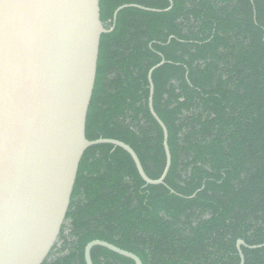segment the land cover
Instances as JSON below:
<instances>
[{
  "label": "trees",
  "instance_id": "trees-1",
  "mask_svg": "<svg viewBox=\"0 0 264 264\" xmlns=\"http://www.w3.org/2000/svg\"><path fill=\"white\" fill-rule=\"evenodd\" d=\"M101 0L87 138L61 235L43 264H87L95 240L143 264H264V0ZM124 5L115 19V12ZM156 9L151 11L144 8ZM259 245H263L259 247ZM250 246H258L250 248ZM93 264H136L105 247Z\"/></svg>",
  "mask_w": 264,
  "mask_h": 264
},
{
  "label": "water",
  "instance_id": "water-1",
  "mask_svg": "<svg viewBox=\"0 0 264 264\" xmlns=\"http://www.w3.org/2000/svg\"><path fill=\"white\" fill-rule=\"evenodd\" d=\"M129 6L136 5L120 7L115 19ZM113 29L102 22L101 0H0V264H43L48 258L66 221L81 160L92 146L123 148L147 184L165 183L172 165L169 133L153 103V73L165 61L149 72V106L163 129L167 156L159 179L146 174L125 142L87 138L101 37ZM242 245L239 240L245 264ZM95 246L143 264L101 240L87 245V264H93Z\"/></svg>",
  "mask_w": 264,
  "mask_h": 264
}]
</instances>
